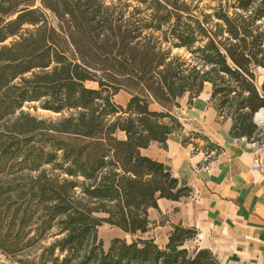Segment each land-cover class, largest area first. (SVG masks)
<instances>
[{
	"label": "trees",
	"instance_id": "obj_1",
	"mask_svg": "<svg viewBox=\"0 0 264 264\" xmlns=\"http://www.w3.org/2000/svg\"><path fill=\"white\" fill-rule=\"evenodd\" d=\"M201 1L0 0L4 259L222 264L207 249L185 247L194 229L174 226L164 246L144 237L159 198L190 193L141 154L180 127L178 99L210 83L235 137H252L264 109L255 72L264 73V0ZM121 90L130 95L125 106L114 100ZM26 104L59 117L38 119ZM104 223L134 238L105 249L97 234Z\"/></svg>",
	"mask_w": 264,
	"mask_h": 264
},
{
	"label": "crops",
	"instance_id": "obj_2",
	"mask_svg": "<svg viewBox=\"0 0 264 264\" xmlns=\"http://www.w3.org/2000/svg\"><path fill=\"white\" fill-rule=\"evenodd\" d=\"M256 73L260 90L264 73ZM211 93L206 82L198 96L178 99L172 113L180 127L164 145L152 142L141 149L190 189L180 200L159 198L148 209L144 236L164 246L181 225L196 231L185 242L190 250L207 249L222 264H264V130L249 138L233 136L232 119L217 110ZM118 95L122 101L114 100L125 106L130 95L122 90L114 98Z\"/></svg>",
	"mask_w": 264,
	"mask_h": 264
},
{
	"label": "rangeland",
	"instance_id": "obj_3",
	"mask_svg": "<svg viewBox=\"0 0 264 264\" xmlns=\"http://www.w3.org/2000/svg\"><path fill=\"white\" fill-rule=\"evenodd\" d=\"M206 3H208V0H202L200 2V7L204 6ZM38 4H39V2L37 1L36 2V6H38ZM204 10L207 11V9H204ZM172 53L173 54L182 55L183 57H186V58L188 57V53L184 49H173ZM256 71H257V69H256ZM256 75H257V73H256ZM86 85L88 87H95L96 86L94 83H90V82H88ZM120 95H118L117 97L114 98L118 103H120L122 101ZM32 105L33 104H26V105H24L22 107V110L33 114L38 119H52V120H54V119L59 117V114H55V113L48 112V111H43L40 108L34 109L32 107ZM151 107L152 108H157V105L156 104H152ZM46 167H48V166H46ZM97 234H98V237L102 240L103 246H104L105 249L108 248L111 240L114 239V238H122V239H125L127 242H130L134 238V237L130 236L129 234H126V233L122 232L120 229H118L116 227H113V226H110V225H108L106 223L102 224L98 228ZM51 240H52V238L49 237L47 242H49ZM3 262H4V264H5V262L7 264H17L14 261L8 260V259H4Z\"/></svg>",
	"mask_w": 264,
	"mask_h": 264
},
{
	"label": "bare ground",
	"instance_id": "obj_4",
	"mask_svg": "<svg viewBox=\"0 0 264 264\" xmlns=\"http://www.w3.org/2000/svg\"><path fill=\"white\" fill-rule=\"evenodd\" d=\"M256 121L264 122V110L261 109L255 117Z\"/></svg>",
	"mask_w": 264,
	"mask_h": 264
},
{
	"label": "built area",
	"instance_id": "obj_5",
	"mask_svg": "<svg viewBox=\"0 0 264 264\" xmlns=\"http://www.w3.org/2000/svg\"><path fill=\"white\" fill-rule=\"evenodd\" d=\"M264 110V109H263ZM259 112V111H258ZM258 112L254 115V122L256 123V125L258 126V128H261L262 130H264V122H258L256 121L255 117L258 114Z\"/></svg>",
	"mask_w": 264,
	"mask_h": 264
},
{
	"label": "water",
	"instance_id": "obj_6",
	"mask_svg": "<svg viewBox=\"0 0 264 264\" xmlns=\"http://www.w3.org/2000/svg\"><path fill=\"white\" fill-rule=\"evenodd\" d=\"M0 260L1 261H3L4 260V257L0 254ZM5 264H7L6 262H5Z\"/></svg>",
	"mask_w": 264,
	"mask_h": 264
}]
</instances>
